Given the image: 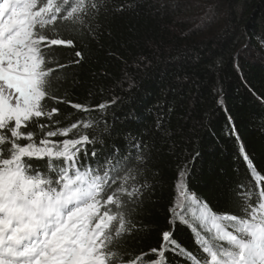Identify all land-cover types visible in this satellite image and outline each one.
Here are the masks:
<instances>
[{"label": "trees", "instance_id": "16d2710c", "mask_svg": "<svg viewBox=\"0 0 264 264\" xmlns=\"http://www.w3.org/2000/svg\"><path fill=\"white\" fill-rule=\"evenodd\" d=\"M90 23L94 34L63 26L47 33L73 46L51 49L67 67L54 74L63 76L50 89L55 98L43 103L58 109L52 120L60 123L43 117L39 123L64 128L88 116L101 119L72 105L107 104L99 127L80 129L105 141L96 149L111 151L114 144L127 155L130 135L149 146L137 182L146 177L153 186L133 213L137 229L121 240L124 260L159 249L165 231L199 252L191 227L170 223L181 169L187 165L188 190L215 214L243 215L241 184L252 191V203L264 190V0H106ZM22 130L35 131L37 142L43 135L32 126ZM75 131L50 139L75 138ZM189 211L199 215L195 207ZM196 227L206 238L214 234L211 221ZM166 256L167 264H188Z\"/></svg>", "mask_w": 264, "mask_h": 264}, {"label": "snow or ice", "instance_id": "6c2138e0", "mask_svg": "<svg viewBox=\"0 0 264 264\" xmlns=\"http://www.w3.org/2000/svg\"><path fill=\"white\" fill-rule=\"evenodd\" d=\"M102 10L106 0H0V264H167V252L188 264H264V190L252 203V191L241 184L243 215L215 214L188 190L187 165L179 173V202L169 210L170 223L189 225L199 252L188 251L165 231L160 248L150 249L156 259L145 260L150 253H141L124 260L121 240L137 229L133 213L153 186L146 177L137 182L149 146L130 135L127 155L114 144L111 151L97 150L105 141L80 129L99 127L107 104L72 105L100 112L101 119L88 116L64 128L39 123L42 117L60 123L52 120L58 109L43 103L55 98L50 89L63 76L54 74L67 67L51 49L73 46L72 39L47 33L63 26L94 34L90 22ZM30 126L43 134L38 142L35 131L22 130ZM73 130L75 138L50 139ZM251 175L261 179L254 167ZM193 207L198 216L190 215ZM206 221L214 229L207 238L196 227Z\"/></svg>", "mask_w": 264, "mask_h": 264}]
</instances>
